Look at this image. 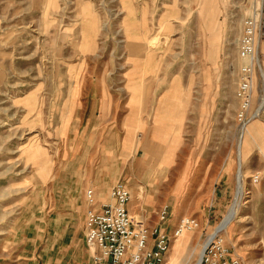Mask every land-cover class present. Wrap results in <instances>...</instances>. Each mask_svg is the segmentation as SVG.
<instances>
[{"label": "rangeland", "instance_id": "rangeland-1", "mask_svg": "<svg viewBox=\"0 0 264 264\" xmlns=\"http://www.w3.org/2000/svg\"><path fill=\"white\" fill-rule=\"evenodd\" d=\"M251 16L264 0H0V264H91L86 193L101 205L118 180L168 234L165 264L218 232L264 264V26L238 119ZM185 217L199 226L176 237Z\"/></svg>", "mask_w": 264, "mask_h": 264}, {"label": "built area", "instance_id": "built-area-1", "mask_svg": "<svg viewBox=\"0 0 264 264\" xmlns=\"http://www.w3.org/2000/svg\"><path fill=\"white\" fill-rule=\"evenodd\" d=\"M256 16L245 19L244 33L240 39L239 54L246 60L241 67L237 97L240 100L238 119L246 125L253 118L249 115L254 98L255 70L260 65L257 32L263 28ZM261 66V65H260ZM253 181L261 179L260 174ZM90 207L86 211V244L91 251V264H165L170 248V238L162 226L151 227L129 207L132 190L125 180H118L109 192V198L98 205L93 188L87 190ZM168 209L161 212L166 220ZM199 226L194 217H185L175 228L176 237ZM219 233V232H218ZM216 233L206 246L196 264H240L238 258L228 257L230 248Z\"/></svg>", "mask_w": 264, "mask_h": 264}, {"label": "bare ground", "instance_id": "bare-ground-1", "mask_svg": "<svg viewBox=\"0 0 264 264\" xmlns=\"http://www.w3.org/2000/svg\"><path fill=\"white\" fill-rule=\"evenodd\" d=\"M264 99V98H263ZM261 107V106H260ZM260 111V110H259ZM241 145V144H240ZM240 169L241 168H239V171H240ZM241 177H242V172L239 174V185H238V193L239 194H241L242 193V191H243V183H242V181H241ZM243 194V193H242ZM237 202V201H236ZM238 203V202H237ZM237 203H234L233 205H237ZM236 205H235V207H233V209L231 210V212L227 215V216H225V218L222 220V222L220 223V225L218 226V231L219 230H223V229H225L227 226H228V224L231 222V220L234 218V216H235V213H236V210H237V207H236ZM216 233V232H215ZM212 235V234H211ZM213 239V238H212ZM210 241H211V239H210ZM209 242V241H208ZM208 245V244H207ZM204 247L206 248V246L204 245ZM205 248H203L202 249V251L200 252V253H203L204 252V250H205ZM202 255H200V257H201Z\"/></svg>", "mask_w": 264, "mask_h": 264}, {"label": "crops", "instance_id": "crops-1", "mask_svg": "<svg viewBox=\"0 0 264 264\" xmlns=\"http://www.w3.org/2000/svg\"><path fill=\"white\" fill-rule=\"evenodd\" d=\"M108 198H109V194H108ZM106 198V200L108 199ZM105 201V200H104ZM130 210L132 211V205L130 206ZM86 218V217H85ZM85 232H86V228H85ZM86 241V240H85Z\"/></svg>", "mask_w": 264, "mask_h": 264}]
</instances>
